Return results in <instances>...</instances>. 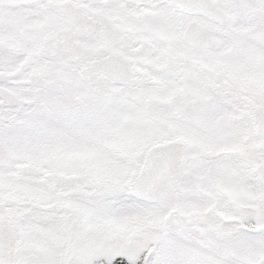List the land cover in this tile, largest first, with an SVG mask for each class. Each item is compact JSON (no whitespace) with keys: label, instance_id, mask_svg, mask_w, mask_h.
I'll list each match as a JSON object with an SVG mask.
<instances>
[{"label":"snow or ice","instance_id":"obj_1","mask_svg":"<svg viewBox=\"0 0 264 264\" xmlns=\"http://www.w3.org/2000/svg\"><path fill=\"white\" fill-rule=\"evenodd\" d=\"M0 264H264V0H0Z\"/></svg>","mask_w":264,"mask_h":264}]
</instances>
